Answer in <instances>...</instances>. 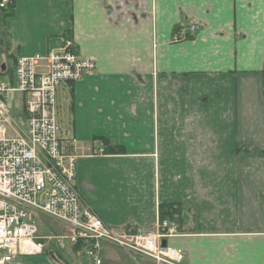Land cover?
Segmentation results:
<instances>
[{
    "label": "crops",
    "instance_id": "obj_1",
    "mask_svg": "<svg viewBox=\"0 0 264 264\" xmlns=\"http://www.w3.org/2000/svg\"><path fill=\"white\" fill-rule=\"evenodd\" d=\"M14 9L0 31L8 61L73 40L97 63L60 87L58 105L86 205L107 225L147 231L161 207L177 205L181 234L168 245L184 264H264V0H14ZM103 141L121 154H93ZM51 243L23 264H61ZM102 264L138 262L103 242Z\"/></svg>",
    "mask_w": 264,
    "mask_h": 264
},
{
    "label": "built area",
    "instance_id": "obj_2",
    "mask_svg": "<svg viewBox=\"0 0 264 264\" xmlns=\"http://www.w3.org/2000/svg\"><path fill=\"white\" fill-rule=\"evenodd\" d=\"M10 0H0V7ZM195 30V27H192ZM68 41L46 55L17 60L14 82L0 79V264L43 252L35 214L62 223L61 245L84 241L86 254L101 264V241L158 264H182L180 250L162 247L164 238L178 233L177 225L160 221L153 231L108 226L84 203L76 187L78 155L73 142H63L57 123V90L92 74L96 63L70 51ZM23 94L24 120L13 117L8 100ZM103 149L94 150L99 155Z\"/></svg>",
    "mask_w": 264,
    "mask_h": 264
},
{
    "label": "rangeland",
    "instance_id": "obj_3",
    "mask_svg": "<svg viewBox=\"0 0 264 264\" xmlns=\"http://www.w3.org/2000/svg\"><path fill=\"white\" fill-rule=\"evenodd\" d=\"M0 26L4 27V18H2V15H0ZM0 50V54H1ZM4 59L3 55H0V62ZM6 60L8 61L9 59L6 57ZM9 66H11L10 64H8ZM2 79H6L3 75H2ZM61 88H60V92L58 94V105H60L61 103H63V98L61 97ZM17 100L18 102L21 104V96L20 95H16L14 97H11L9 99V104H11L12 106H16L17 107ZM18 104V105H20ZM61 106V105H60ZM14 110V116L17 118V121H19V115L20 112L17 114L18 110ZM64 116H65V112L64 110L61 108V113L58 116L61 127L64 121ZM69 115L67 114V119L65 122V127L68 125L69 126ZM63 128V127H62ZM37 219H38V229H39V233L42 235H50L53 236L56 233V230H54L55 228V224L58 223L55 219L49 217L48 215H44V214H38L37 215ZM51 243V242H50ZM57 245L58 248H56ZM67 243V242H65ZM53 248L54 251H57V253H59V257H58V261L61 262V264H93L92 260L90 258H88L85 253L84 250L81 251H75L73 249L70 248L69 245H66V249H61L57 242L54 241L53 243L50 244ZM137 258V262L138 264H142V261L139 257Z\"/></svg>",
    "mask_w": 264,
    "mask_h": 264
},
{
    "label": "trees",
    "instance_id": "obj_4",
    "mask_svg": "<svg viewBox=\"0 0 264 264\" xmlns=\"http://www.w3.org/2000/svg\"><path fill=\"white\" fill-rule=\"evenodd\" d=\"M14 2H11L8 4V6L6 8H0V15H2V18H7L9 16H13L14 15ZM1 27L0 26V31H1ZM5 44H4V40L1 38V34H0V50H2V52H5L4 50ZM7 58L11 59V55L10 53H7ZM13 60V59H12ZM13 72V67H11V73ZM104 143V150L107 153H120L121 154V150L119 148L114 147V145L112 146V144H110L109 141H103ZM183 207V206H182ZM184 208V207H183ZM185 209V208H184ZM179 213V214H177ZM181 213L180 207L177 205H173V206H165V207H161V220H164L165 218H167V215L170 217L168 218V220H175ZM82 242H79L77 245L73 246V250L75 251H80L82 249Z\"/></svg>",
    "mask_w": 264,
    "mask_h": 264
},
{
    "label": "water",
    "instance_id": "obj_5",
    "mask_svg": "<svg viewBox=\"0 0 264 264\" xmlns=\"http://www.w3.org/2000/svg\"><path fill=\"white\" fill-rule=\"evenodd\" d=\"M2 69H4V66L2 67ZM162 245L165 247L167 245V242L163 241Z\"/></svg>",
    "mask_w": 264,
    "mask_h": 264
}]
</instances>
